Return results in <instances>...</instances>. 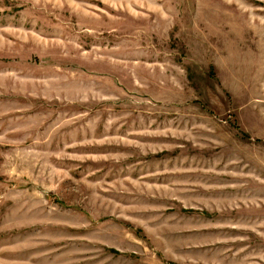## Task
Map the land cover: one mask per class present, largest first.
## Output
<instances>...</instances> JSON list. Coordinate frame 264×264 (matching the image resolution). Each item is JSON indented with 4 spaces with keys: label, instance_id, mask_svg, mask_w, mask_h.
Wrapping results in <instances>:
<instances>
[{
    "label": "rangeland",
    "instance_id": "obj_1",
    "mask_svg": "<svg viewBox=\"0 0 264 264\" xmlns=\"http://www.w3.org/2000/svg\"><path fill=\"white\" fill-rule=\"evenodd\" d=\"M0 264H264V0H0Z\"/></svg>",
    "mask_w": 264,
    "mask_h": 264
}]
</instances>
